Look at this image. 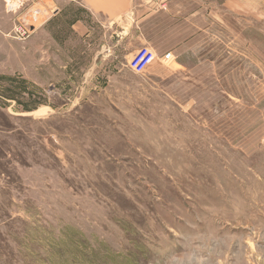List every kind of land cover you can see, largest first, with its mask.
I'll use <instances>...</instances> for the list:
<instances>
[{
	"label": "rangeland",
	"instance_id": "374dc122",
	"mask_svg": "<svg viewBox=\"0 0 264 264\" xmlns=\"http://www.w3.org/2000/svg\"><path fill=\"white\" fill-rule=\"evenodd\" d=\"M66 1L0 0V264H264V0H157L112 53Z\"/></svg>",
	"mask_w": 264,
	"mask_h": 264
},
{
	"label": "crops",
	"instance_id": "0c3cea01",
	"mask_svg": "<svg viewBox=\"0 0 264 264\" xmlns=\"http://www.w3.org/2000/svg\"><path fill=\"white\" fill-rule=\"evenodd\" d=\"M160 1L164 2L165 0ZM227 2L228 4L232 2L234 4L236 0H225V4ZM65 3H67L68 8L77 12V16L71 19L69 30L65 35L61 36L67 38L73 37L75 43L82 44V46H86L90 50L95 47L97 53H112L115 50L114 47H117V43L134 31L139 33L140 36L148 38L150 35L148 32L150 19H152L155 13L163 11L161 6H159V9L156 8L157 0H67ZM241 4L239 3L238 5ZM56 6L58 11H56L54 17L61 12V7ZM128 16L132 20L130 26H121L120 22ZM169 19H171V13H169ZM93 22L101 23H98L100 27L99 32L94 29L95 25ZM97 35L100 37L98 42L93 40ZM108 37H115L118 40L110 46ZM1 41L0 44L3 45L5 40Z\"/></svg>",
	"mask_w": 264,
	"mask_h": 264
},
{
	"label": "built area",
	"instance_id": "2783aa9c",
	"mask_svg": "<svg viewBox=\"0 0 264 264\" xmlns=\"http://www.w3.org/2000/svg\"><path fill=\"white\" fill-rule=\"evenodd\" d=\"M14 4L7 2V8L12 10ZM31 33V29L24 25H14L11 33L8 35L14 37L15 39H23L27 37ZM156 56L155 49L150 46L149 44L141 45L138 50L133 55L132 59L130 60L129 67L134 73H141L143 72L147 66L154 61L153 57ZM162 58L164 60H169L171 58V52H166L163 54Z\"/></svg>",
	"mask_w": 264,
	"mask_h": 264
}]
</instances>
